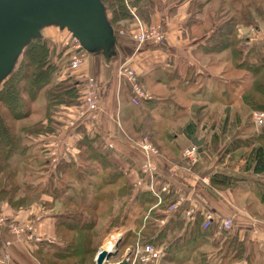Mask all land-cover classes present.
Masks as SVG:
<instances>
[{
  "label": "crops",
  "instance_id": "crops-1",
  "mask_svg": "<svg viewBox=\"0 0 264 264\" xmlns=\"http://www.w3.org/2000/svg\"><path fill=\"white\" fill-rule=\"evenodd\" d=\"M206 2H197L199 11L195 14V25L190 21L194 12H189L188 2L176 11L166 9L160 15L168 38L165 47L142 49L135 63L142 88L151 96L140 106L131 103L130 87L116 74L119 63L123 62L127 40H122V45L114 41L109 54L102 49L85 50L87 57H84L83 73L78 79L84 89L93 79L99 110H88L86 105L61 108L49 119L45 102L44 117L37 122V130L24 134L36 149L32 146L25 156L19 157L23 165L27 162L38 164L36 159L39 158L45 160L37 168L30 167L31 172L38 175L36 182H27L34 188L43 189L50 178L47 174L63 172L66 163L78 162L86 145L87 172L82 171L80 179L72 174L66 182L55 176L54 187L66 184L69 189L63 188L55 199L41 193L39 200L31 202L35 207L26 203L27 207L12 208L8 203H0V216L7 215L20 224L32 220L38 222L43 242L45 236L54 234L49 216L60 211L62 200L71 196L69 191L86 187L110 192L119 190L122 184L132 186L140 180L142 156L128 141L147 137L161 152V158L156 162L157 176L162 183L170 184L179 196L171 206L183 198L185 203L181 208L186 212L194 208L193 215L200 209L215 216L209 231L202 230L203 219L201 232L192 241L194 246L187 255L179 253L176 261H181L179 264H264V176L241 171L243 161L237 152L235 155L224 154L234 139L245 138L259 129L248 120V115L237 118L236 114L244 107L228 88V76L233 72L226 69L227 61L203 51L206 38L197 34V21H206L207 14L213 13L215 3L217 5L213 1L204 6ZM49 37L54 38V35L50 33ZM55 43H59L58 40ZM68 119L69 123L65 122ZM72 121L75 125L71 127ZM78 123L85 126L82 130L87 135V144L84 146L79 145L83 134L72 130ZM44 130L50 131L51 135L42 134ZM213 134L220 137V146L216 150L211 143ZM195 139L204 141L203 156L199 154L200 162L190 166L185 162L183 152L195 147ZM53 153L57 164L53 162ZM213 176L224 183H213ZM24 197L26 193L20 198ZM45 201L49 202L48 210L38 207ZM139 213L140 207L129 218V231L134 233L137 232L134 222ZM227 217L234 220V227L229 232L221 227ZM11 239L7 226L0 227V258L9 254L11 264H38L26 241L13 240L11 246H6L7 240ZM232 242L240 245V252L230 246Z\"/></svg>",
  "mask_w": 264,
  "mask_h": 264
},
{
  "label": "trees",
  "instance_id": "trees-1",
  "mask_svg": "<svg viewBox=\"0 0 264 264\" xmlns=\"http://www.w3.org/2000/svg\"><path fill=\"white\" fill-rule=\"evenodd\" d=\"M101 1H103L108 22L114 32L115 41L122 45V40H127L123 62L119 63L116 74L118 75L119 67L124 61L130 60L129 65L135 70L140 82L135 63L141 50L148 47L154 50L162 49L168 38L166 36L165 41L159 45L152 41L148 42L137 50L138 45L133 39L137 26L131 9H136V14L143 22L147 23L144 24L147 27L161 25L165 29L164 22L161 24L158 22L160 20L155 17V9L158 11L165 1L164 4L168 3L167 9L172 11L174 9L171 4L173 1ZM213 1L218 4L215 3L213 13L207 14L206 21H197V34L206 38V43L202 46L203 51L211 57L226 60V69L229 68L233 72L228 76L230 78L228 88H231L236 99L244 107V111L242 109L236 114L237 118L241 119L242 116L248 115V120H252L257 127L252 114L256 111L264 112V0H207L203 5L206 6ZM185 2L189 3L188 0ZM243 2L246 5H243ZM197 4V0H191L189 4V12H194L190 16L193 25L196 23L195 14L199 11ZM121 31L124 33L120 34ZM68 33L72 35L69 31ZM256 34L258 38L253 37ZM65 45L64 42L56 45L53 39L42 35V33L40 37L31 38L22 50L19 62L0 86V203H8L12 208H23L26 199L19 198L17 195L22 190L26 193L24 188L29 189L21 186L18 181V167L11 163L14 157L25 156L30 149L31 142L27 141L24 129L17 128L18 123L31 116L33 105L38 101L41 91L45 87H47L45 98L49 119L61 108L85 106L84 92L87 87L82 92L83 84L78 79L83 73V67L77 71H68L72 50ZM128 86L130 87L129 84ZM70 119L65 122L69 123ZM83 127L85 126L82 124L79 126L78 123L72 129L79 135L83 134L79 142V145L82 143V146L87 144V135L83 133ZM258 129L259 132H250L251 134L245 138L234 139L224 154L235 155L237 152L239 159L243 161L241 171L252 172L254 175L262 177L264 176V126ZM50 133V131H42V134ZM191 136L189 137L191 138ZM219 138L216 134L212 135L211 143L215 150L219 149ZM85 147L86 149L78 162L66 163L62 168L63 172H56L53 173L54 176H50L49 184L42 189V193L55 199L59 197L62 190L69 189L66 184L62 185L64 187H54L56 177L60 178L62 182H66L65 176L68 174L71 177L74 174L77 179H80V173L87 172V145ZM136 150L142 156V161L139 163L141 174L139 179L143 182L142 186H137L140 181L137 180L132 186L127 183L122 184L119 190L101 192V189L85 187L80 189L79 198L74 196L68 198L67 196L65 200H62V207H66V210L64 212L57 211L49 216L52 219L54 234L51 237L45 236L46 239L43 242L26 241V245L30 248L31 254L38 264H76L74 259L78 258L83 259L79 263L81 264L90 253L95 252L97 246H95L94 231L99 217L104 213L102 208L104 209L105 206L109 208V227L111 226L109 231L125 225L127 223L125 219L129 220L131 213L140 207V213L134 222L137 232L128 233V242L130 240L133 246L136 243L153 246L161 253L159 262L155 264H159L160 261H165L167 264L181 262L176 261L177 255L183 252L185 255L194 246L192 241L201 232L204 215L208 210L198 209V213L191 217H188L186 209L181 207L179 211L170 213L171 204L179 196L175 195L170 184L162 183L163 180L161 181L160 176L155 175L156 181L157 177L160 179L155 181V191L160 193L161 187L165 184L169 186L170 191L162 193V200L159 202L155 192L151 190L150 178L145 177L141 171L145 160L143 152L137 148ZM159 158H161V152L156 158L157 163ZM185 162L187 161L185 160ZM187 164L189 163L187 162ZM77 165L79 168H75ZM219 179V177L213 176L211 181L223 184L224 181ZM30 189L36 193L39 188L30 186ZM82 190H86V192ZM27 199L29 198L27 197ZM44 204H49V202ZM115 207L118 208L116 214ZM71 233H74L75 236L69 239ZM49 239H53L51 244L46 242ZM230 246H234L232 248L240 252V245L237 243L232 242Z\"/></svg>",
  "mask_w": 264,
  "mask_h": 264
},
{
  "label": "built area",
  "instance_id": "built-area-1",
  "mask_svg": "<svg viewBox=\"0 0 264 264\" xmlns=\"http://www.w3.org/2000/svg\"><path fill=\"white\" fill-rule=\"evenodd\" d=\"M136 34L134 35L133 39L137 43V50H139L144 44L148 42H153L154 44H162L165 41L166 38V32L164 28L161 25H152L151 27H147L146 25H143L142 22L137 18L136 19ZM123 34V32L121 33ZM73 42L72 45V53L71 57L69 58L68 63V71H77L81 69L85 64L84 56L82 55V51L84 50L83 45L80 44V42L74 38L73 36L70 37V42L67 43V46L70 45V43ZM130 60L124 61V63L119 67L118 70V76L120 80H124L127 82L132 91V99L131 103L134 106H139L143 101H148L151 99V96L149 93H147L140 85L139 79L137 77V74L135 70L129 65ZM89 87L86 88L84 92V105L88 107V110H99V100L96 88L94 86L93 79L89 80ZM81 114V113H80ZM253 120L256 124V126L263 127L264 126V112H254L253 114ZM69 125L71 127L75 125V121H72ZM132 146H134L137 149H140L141 152H143L144 155V164L142 165V174L145 177L150 178L151 181V190L152 192H155L154 194L159 199V202H161V194L162 193H168L169 187L167 185H164L161 189V192H156L154 187V180L155 175H157L158 167L156 163L157 156L160 155L159 149L155 148V146L150 142V140L147 137L141 138L140 140L128 141ZM183 158L190 164V166H194L199 163V153L198 149L195 147L188 148L183 152ZM53 162L57 164L56 156H54L53 153ZM143 184L142 180H140L137 183L138 187H141ZM185 203V200L183 198L179 199L178 202L173 204L170 207V212H175ZM194 208L187 211L186 215L188 217L193 216L194 214ZM215 216L207 212L204 215V222L202 226L203 231L209 230L214 222H215ZM164 223V222H162ZM7 226L8 231L13 239L7 240L6 246H11L13 243V240L16 241H27V242H41L42 237L39 233V228L36 223V221H28L25 223H18L14 219H11L10 217L6 216H0V227ZM221 227L223 230L231 231L234 227V220L232 217L225 218L222 223ZM121 237V235H120ZM114 236L111 235V240L108 241V243L112 244L111 249L114 246ZM110 253H113L110 252ZM98 258V257H97ZM161 258V253L157 251L153 246L151 245H141L140 243H136L132 248L131 252H129L124 255L120 256V259H118L117 262L112 263L110 259H106L103 261L102 264H121L125 262V264H155L156 262H159L158 260ZM0 264H11V259L9 254H5L0 258Z\"/></svg>",
  "mask_w": 264,
  "mask_h": 264
},
{
  "label": "water",
  "instance_id": "water-1",
  "mask_svg": "<svg viewBox=\"0 0 264 264\" xmlns=\"http://www.w3.org/2000/svg\"><path fill=\"white\" fill-rule=\"evenodd\" d=\"M101 0H0V78L31 38L47 26L66 28L86 50L111 52L115 41ZM203 140H194L198 149ZM199 152V151H198ZM201 156L202 153L200 154ZM111 254L100 252L96 264ZM125 264V262L121 263Z\"/></svg>",
  "mask_w": 264,
  "mask_h": 264
},
{
  "label": "rangeland",
  "instance_id": "rangeland-1",
  "mask_svg": "<svg viewBox=\"0 0 264 264\" xmlns=\"http://www.w3.org/2000/svg\"><path fill=\"white\" fill-rule=\"evenodd\" d=\"M169 1H173L171 4L173 5V7H175L173 10H178V8L179 7H182L183 5H185V4H187V3H185V0H169ZM189 1V3H190V1L191 0H188ZM218 1V0H217ZM197 2H198V0H197ZM127 3L129 4V2L127 1ZM165 3V1H163V3L161 4V6L158 8L159 10L157 11L156 9H155V14H156V16L155 17H160L159 19H160V21H158V22H160L161 24H163V16L161 17L160 15H163V13L165 12V8L167 9V4H164ZM184 3V4H183ZM225 3H226V5H227V1H225ZM218 4V3H217ZM243 5H246V3L245 2H243ZM228 6V5H227ZM131 13L134 15V18H135V20L138 18L141 22H142V24L144 25V24H147V23H145V22H143L140 18H139V16L136 14V9H131ZM109 14V13H108ZM110 16V15H109ZM154 17V18H155ZM133 18V19H134ZM136 22H137V20H136ZM149 26V25H148ZM54 27V28H53ZM52 28H47V30H45L44 28L43 29H41V33H42V35H46V36H49L50 35V33L51 34H53L54 35V38L53 37H50L51 39H53V42L55 43L57 40H58V42L59 43H55L56 45L57 44H60V43H63L64 42V44H66L67 45V43L68 42H70V37L72 36V35H70L69 33H68V30L66 29V28H60V26H53ZM122 33V31L120 32V34ZM124 33V32H123ZM119 34V35H120ZM252 34H254V32L252 31ZM253 37H255V38H258V36H257V34L255 35V36H253ZM62 39V41L60 42V40ZM252 44H253V42H252ZM65 45V46H66ZM72 45H73V42L72 43H70V45H68V47L70 48V50L72 49ZM85 50L86 49H84L83 51H82V55L84 56V57H87V55L85 54ZM19 58H20V55L19 56H17L15 59H14V61H13V63L11 64V67H10V69L9 70H7V71H9L7 74H4V76H2L1 78H0V86H1V84H2V82L9 76V74L13 71V69L15 68V66H16V64H17V62H19L18 60H19ZM235 76V75H234ZM77 81V80H76ZM140 83V82H139ZM83 84V83H82ZM140 85H141V87H143V85H142V83H140ZM146 85H147V87H148V84L146 83ZM82 92H83V90H84V84L82 85ZM46 90H47V87H45L42 91H41V94H40V96H39V99H38V101H37V103H35L34 104V106H33V114H32V117L31 118H28V119H26V120H24V121H21V122H19L18 123V125H17V128L19 129V130H22V129H24V131H26V132H30V133H32L33 131H36L37 130V122L38 121H40L43 117H44V107H45V102H46V98H45V93H46ZM82 94V93H81ZM83 95V94H82ZM256 112H258V111H256ZM156 113V112H155ZM253 114H254V112H253ZM253 114H252V116H253ZM259 128H261V127H259ZM30 145V147L32 148V146H33V148H35L36 149V147L34 146V144L33 143H31V144H29ZM190 148H192V147H190ZM188 149V148H187ZM198 151H199V154H201L202 152H203V149H202V147H200V148H198ZM185 152V151H184ZM22 161V160H21ZM28 161H30V160H28ZM33 161V160H32ZM44 162H45V160H44V158H39V159H36V163H38V164H31L30 165V163H28L27 162V164H22V163H20V157H14L12 160H11V163L13 164V165H15V166H17L18 167V170H19V174H18V181H19V183L21 184V186H23V187H28L29 189H26V188H24L25 189V191H26V197H24L26 200H25V202L27 203V204H29V206L31 205V208L32 207H35V206H33V204H31V202H33V201H36V199H40V195H41V193H42V189H37V192L36 193H38V194H35L34 192H33V190L32 189H30V186L31 187H33V184H31V185H29V183H33V182H36L37 181V179H38V175L37 174H34L33 173V171L31 172V168L30 167H33V168H37V167H39L38 165L40 164V165H42V163L44 164ZM199 162H200V158H199ZM235 164V163H234ZM28 165H30V166H28ZM22 166H24L25 167V170H24V168L22 167ZM62 167V166H61ZM52 175H55V174H51V173H49V174H47V176H52ZM48 177V178H49ZM65 179H71V176H70V174H68L67 176H65ZM28 180V181H27ZM49 180V179H48ZM27 182H29L28 184H27ZM48 184H49V182H48ZM65 185V184H64ZM34 188V187H33ZM82 191H85L86 192V190H82ZM24 191L22 190L20 193H18V197L20 198V197H23L24 195H25V192L23 193ZM69 192H71L69 195H71V196H74V197H78L79 198V194H80V191H77V190H74V191H69ZM104 192V191H103ZM24 194V195H23ZM27 197L29 198V199H27ZM46 202V201H45ZM24 204V206H22V207H27V204ZM39 208H41V209H47L48 210V207H50V205H48V204H44L43 206H38ZM66 210V207H60V211H58V212H64ZM108 210H109V208H108V206H105L104 207V209L102 208V212H104L103 214H101V216L99 217V220H98V223H97V225H96V227H95V231H94V233H95V236H96V241H95V246H97V250L95 251V252H92V253H90L85 259H84V261L81 263V264H96V261H97V257H98V255L100 254V252H103L104 250L106 251V252H112L113 251V253H110L111 254V256H110V258H108V259H110V261L112 262V263H115V262H117L118 261V259H120V256L122 257V256H124V255H126L128 252H129V250H130V252H131V248L133 247V245H131V241L129 240V242H128V237H127V235H128V233H134L133 231H129V230H131V229H129V227L131 226V224H129L128 222H129V220L128 219H125V221L127 222H125L124 224L125 225H123V226H121V228H116V229H113V230H110L109 231V229L111 228V226L109 227V213H108ZM116 210V209H115ZM118 210V209H117ZM117 210L116 211H114L115 212V214H116V212H117ZM44 216V215H43ZM50 219H51V217H49ZM52 221V220H51ZM38 223V222H37ZM37 225H39V224H37ZM132 230H133V228H132ZM109 231V232H108ZM111 235H113L114 236V239H115V241H114V246H113V248L111 249V247H112V244L111 243H108V241L109 240H111ZM120 235H121V237H120ZM74 236H75V234L74 233H71L70 234V237H69V239H71V238H74ZM53 239H50V240H48V241H46L48 244H51V241H52ZM110 244V245H109ZM83 259H74V261H75V263L77 264H79L81 261H82ZM72 262V261H71ZM159 264H167V262H162V261H160V263Z\"/></svg>",
  "mask_w": 264,
  "mask_h": 264
},
{
  "label": "bare ground",
  "instance_id": "bare-ground-1",
  "mask_svg": "<svg viewBox=\"0 0 264 264\" xmlns=\"http://www.w3.org/2000/svg\"><path fill=\"white\" fill-rule=\"evenodd\" d=\"M110 245V244H109Z\"/></svg>",
  "mask_w": 264,
  "mask_h": 264
}]
</instances>
